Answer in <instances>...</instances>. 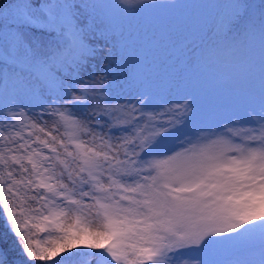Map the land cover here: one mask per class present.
I'll list each match as a JSON object with an SVG mask.
<instances>
[{
  "label": "snow or ice",
  "instance_id": "snow-or-ice-1",
  "mask_svg": "<svg viewBox=\"0 0 264 264\" xmlns=\"http://www.w3.org/2000/svg\"><path fill=\"white\" fill-rule=\"evenodd\" d=\"M0 216V264H264V0H0Z\"/></svg>",
  "mask_w": 264,
  "mask_h": 264
},
{
  "label": "rangeland",
  "instance_id": "rangeland-1",
  "mask_svg": "<svg viewBox=\"0 0 264 264\" xmlns=\"http://www.w3.org/2000/svg\"><path fill=\"white\" fill-rule=\"evenodd\" d=\"M156 2L160 4H166L169 2V0H156ZM180 2L186 5H195V4L203 2V0H180ZM165 13H166L165 9H147L142 14V19L151 20V19L163 16ZM10 234L11 233L8 231L6 226H3L2 228L0 227V243L3 244L4 249L7 251H8L7 238L9 239V242H13L15 240V237Z\"/></svg>",
  "mask_w": 264,
  "mask_h": 264
},
{
  "label": "trees",
  "instance_id": "trees-1",
  "mask_svg": "<svg viewBox=\"0 0 264 264\" xmlns=\"http://www.w3.org/2000/svg\"><path fill=\"white\" fill-rule=\"evenodd\" d=\"M3 226H5V220L3 219L2 216H0V227L2 228ZM6 235H7V234H6ZM10 235H12V234H10ZM6 238H7V237H6ZM12 245H13V242H9V239L7 238V247H8V251L12 248ZM0 248H3V249H4L2 243H0ZM4 250H5V249H4ZM18 250H19V249L17 248L16 251H18ZM5 251H7V250H5ZM15 255H16L15 251H11V252H10V259H11L12 257H15Z\"/></svg>",
  "mask_w": 264,
  "mask_h": 264
}]
</instances>
